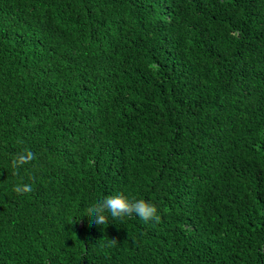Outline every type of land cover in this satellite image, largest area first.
I'll use <instances>...</instances> for the list:
<instances>
[{
  "label": "trees",
  "instance_id": "1",
  "mask_svg": "<svg viewBox=\"0 0 264 264\" xmlns=\"http://www.w3.org/2000/svg\"><path fill=\"white\" fill-rule=\"evenodd\" d=\"M0 264H264V0H0Z\"/></svg>",
  "mask_w": 264,
  "mask_h": 264
},
{
  "label": "clouds",
  "instance_id": "2",
  "mask_svg": "<svg viewBox=\"0 0 264 264\" xmlns=\"http://www.w3.org/2000/svg\"><path fill=\"white\" fill-rule=\"evenodd\" d=\"M32 158L29 152L27 155L19 156L14 163L15 166L22 165ZM17 193L30 192L32 190L29 184L18 185L14 189ZM91 212L94 221L98 225H104L109 222V218L122 219L124 217L136 216L143 222L159 221L160 216L154 203L143 198H134L117 193L103 197L91 206Z\"/></svg>",
  "mask_w": 264,
  "mask_h": 264
}]
</instances>
